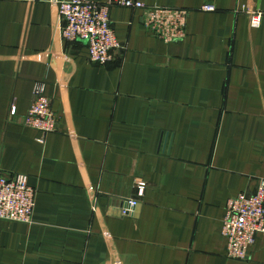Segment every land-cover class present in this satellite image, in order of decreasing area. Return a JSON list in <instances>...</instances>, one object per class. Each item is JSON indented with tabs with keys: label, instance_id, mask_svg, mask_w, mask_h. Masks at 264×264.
<instances>
[{
	"label": "crops",
	"instance_id": "0c3cea01",
	"mask_svg": "<svg viewBox=\"0 0 264 264\" xmlns=\"http://www.w3.org/2000/svg\"><path fill=\"white\" fill-rule=\"evenodd\" d=\"M53 1L0 0V175L37 191L31 223L0 220V264H264V234L246 262L222 235L264 178V0H141L190 12L171 44L113 8L105 66L56 31ZM42 83L58 116L44 143L23 123Z\"/></svg>",
	"mask_w": 264,
	"mask_h": 264
},
{
	"label": "built area",
	"instance_id": "2783aa9c",
	"mask_svg": "<svg viewBox=\"0 0 264 264\" xmlns=\"http://www.w3.org/2000/svg\"><path fill=\"white\" fill-rule=\"evenodd\" d=\"M142 11L146 29L165 44L184 40L190 12L181 8L148 6L141 0H54L52 8L60 24L56 27L68 42H86L90 61L105 66L112 62L114 54L122 48L111 23L113 8ZM203 12H215L216 7L206 4ZM262 14L252 16V25L258 27ZM45 84H37L33 90V101L23 123L41 133L44 143L56 132L58 116L45 95ZM13 108L12 114L15 115ZM146 183L136 187V198L122 201L119 211L122 216L136 214L145 196ZM37 191L29 184L27 176L0 175V220L29 224L36 206ZM259 234H264V178L258 182L254 193L244 192L230 200L222 225V235L227 241V257L236 261H249Z\"/></svg>",
	"mask_w": 264,
	"mask_h": 264
}]
</instances>
